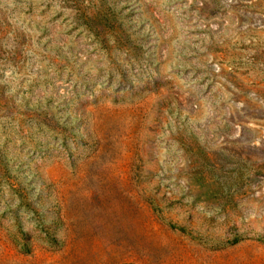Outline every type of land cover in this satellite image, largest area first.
Segmentation results:
<instances>
[{
  "label": "rangeland",
  "instance_id": "obj_1",
  "mask_svg": "<svg viewBox=\"0 0 264 264\" xmlns=\"http://www.w3.org/2000/svg\"><path fill=\"white\" fill-rule=\"evenodd\" d=\"M0 264H264V0H0Z\"/></svg>",
  "mask_w": 264,
  "mask_h": 264
}]
</instances>
